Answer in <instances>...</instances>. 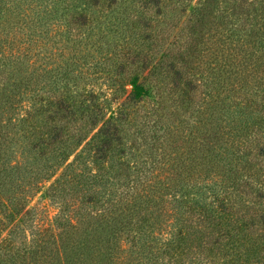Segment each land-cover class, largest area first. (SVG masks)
Returning <instances> with one entry per match:
<instances>
[{"label": "trees", "instance_id": "trees-1", "mask_svg": "<svg viewBox=\"0 0 264 264\" xmlns=\"http://www.w3.org/2000/svg\"><path fill=\"white\" fill-rule=\"evenodd\" d=\"M0 264H264V0H0Z\"/></svg>", "mask_w": 264, "mask_h": 264}, {"label": "rangeland", "instance_id": "rangeland-1", "mask_svg": "<svg viewBox=\"0 0 264 264\" xmlns=\"http://www.w3.org/2000/svg\"><path fill=\"white\" fill-rule=\"evenodd\" d=\"M31 211L33 224L38 227L48 225L56 214V207L46 200L40 199V195H36L28 205ZM35 225H33L35 227ZM27 231H29L27 226Z\"/></svg>", "mask_w": 264, "mask_h": 264}]
</instances>
